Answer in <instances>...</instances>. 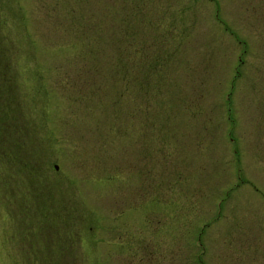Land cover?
<instances>
[{"label":"rangeland","instance_id":"obj_1","mask_svg":"<svg viewBox=\"0 0 264 264\" xmlns=\"http://www.w3.org/2000/svg\"><path fill=\"white\" fill-rule=\"evenodd\" d=\"M54 6L66 14L83 6L71 20L76 25L89 9L106 26V8L116 18V34L139 33L145 44L159 32L167 35L172 9L181 22L165 70L176 80L148 90L146 105L130 97L135 91L123 75L111 72L97 79H105V91L82 97L109 101L91 106L71 98L65 82L81 77L73 73L74 57L94 52V45L73 43L76 31H68L67 20H47ZM133 10L146 13L144 22L153 27H137ZM16 11L25 16L42 69L37 82L21 61L19 124L27 145L34 143L50 162L47 171L22 181L0 169V264L45 261L47 248L61 247L66 235L76 237L81 264H145L147 245L152 264H264V0H0V17L10 24L18 23ZM174 133L183 140L180 160L187 168L183 177L167 178L160 162ZM32 187L31 202L20 200ZM39 240L45 246L29 258L26 249Z\"/></svg>","mask_w":264,"mask_h":264},{"label":"trees","instance_id":"obj_2","mask_svg":"<svg viewBox=\"0 0 264 264\" xmlns=\"http://www.w3.org/2000/svg\"><path fill=\"white\" fill-rule=\"evenodd\" d=\"M139 2L142 3L143 0H139ZM132 5L136 6V2H133ZM81 8H74L72 9V12L69 11V13L66 14L57 6H54L55 10L53 9V15L55 19L52 16L46 18L49 21L52 20V22L56 21L57 23H63L67 20L71 23L70 25H67L68 31L71 34L73 31H76L75 37L78 41L73 39V43L86 41L87 43H93L94 45V52L87 54V52L84 51L79 57H74V63L78 69H73V73L79 74L81 77L77 79V76H73L69 79V82H65L67 88L66 94L68 96H72L71 98L78 100L82 104L91 106H100L103 102L109 101V98L107 97L103 100L95 99L92 103H88L82 97H85L94 91H105L101 88L102 85L106 84L105 79L100 81H97V79L98 77L105 75V73L111 72V74L115 76L123 75L127 83L130 85V88L132 87L135 91V94L130 95V97L135 101H139L140 105H146L150 101L146 98L148 90L160 91V86L170 84L172 80H176V78L171 77V74L166 73L168 70H165L167 67L166 61L173 57V50H175V48L170 52V47L173 45V38L180 30L177 24L181 22V20H178L172 12V9L168 12L170 21L165 28V33L167 35L161 37L163 32H159L152 44H145L141 41L142 38L139 36V33L137 36L135 32L123 29L120 35L116 34V18L113 15L112 17L106 8H102V12L105 11V16L104 14H101V17L105 18L103 21L107 22L106 26L103 23L99 24L98 13L94 14L89 9L85 10L84 13L85 22L79 25L73 24L71 20L74 19L75 14ZM138 8L141 10V5H139ZM121 9L127 10L123 5L121 6ZM139 10L132 11L137 12L134 13L135 17L140 15L138 20L137 18H134L137 20V27L142 23L146 26L153 27L154 22L153 24L144 22V16L147 14H141ZM116 12L117 10L113 11V13ZM14 14L18 18V23L10 24L11 21L6 15L0 17V169L5 172L13 170L15 174L9 175L11 181H13V178L16 175H19L20 180L22 181L25 180L26 176L28 177L29 175L35 174V170L36 173L39 174L43 171H47L50 161L41 157L38 147L34 143L31 142L32 148H30V145H27V139L25 138L27 130L19 124L23 115V107L20 106L21 102H19L18 96L16 95L18 91L16 87L20 80L18 73H20L19 67L22 66L21 61H23V66L25 68V73H21H24L27 78L35 76L37 82H39L42 76V69L41 66L39 69L37 52L35 51L36 46L30 38L27 26L24 25L25 16H23L21 11H16ZM94 18H96L95 22ZM163 21H166L164 16ZM22 34L27 39L28 56L25 55L23 49L20 48V45H22ZM100 36L102 38H100ZM97 39H99L100 42L98 49L95 46ZM147 48L151 50L150 53L145 51ZM107 49L109 58L107 56ZM151 54L153 55L152 57H150ZM16 55L17 57L14 60ZM93 58L95 63L99 64L98 66H95ZM83 59H85V61L80 62V60ZM86 59L93 63L91 67H88L89 62H87ZM32 68L34 72H32ZM36 68H38L37 73H35ZM97 69H104V72L98 73ZM26 73H29L30 75L28 76ZM80 81V87L75 89ZM37 88V92L40 95L42 92L44 93L42 85H39ZM20 92H23V96L26 98L25 92L22 89H20ZM127 92H129V90ZM177 134L178 133L172 134V141H167L169 138L164 135L162 139V142L167 141L164 145V150H162L166 161L159 162L164 166V171L161 168L162 175L167 178L172 176L183 177L187 168L186 164L180 160L181 155L183 154V140H176L175 137ZM13 143L15 145L14 150L11 148V144ZM145 154H149L146 155V157H151L153 155L150 151ZM128 163L131 164L130 159H128ZM15 166L19 167V169L14 170L13 167ZM134 170H139L141 172L140 174L144 176V168L138 169V167H135ZM20 173L23 174L21 175ZM157 185L159 187L164 186L161 177L157 178ZM33 190V187L28 189L26 192L28 196L26 193L19 194L20 200L26 202L28 199L31 202L30 193H32ZM39 195H42L40 190ZM78 235L80 236L79 241L82 242L83 237H85L83 228L79 231ZM73 239H76V237L68 239V236L66 235V238L62 240L61 247L59 246L57 249L53 246L48 247L45 261L49 260V264H81L80 251L78 250V247L75 246V243L72 242ZM54 242L55 241H53V243ZM42 246H45L42 240L32 242L30 249H26V251L29 252V258L32 253H35V247H39L40 249ZM147 246H144V249H142L146 255L145 258L148 260L145 264H152L153 257H151V255L153 252L149 250V246ZM92 251L93 247L90 245L88 252L89 261ZM67 256L68 258L73 257L70 263H68ZM34 261H36L37 264H45L44 260L38 261L35 258Z\"/></svg>","mask_w":264,"mask_h":264}]
</instances>
